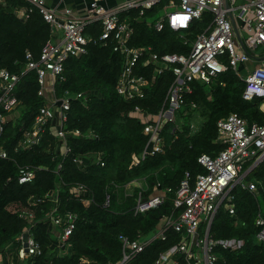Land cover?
<instances>
[{
  "label": "trees",
  "instance_id": "1",
  "mask_svg": "<svg viewBox=\"0 0 264 264\" xmlns=\"http://www.w3.org/2000/svg\"><path fill=\"white\" fill-rule=\"evenodd\" d=\"M25 6L27 3L23 0L0 2V69L13 73L25 68L27 53H31L34 60H39L51 37L50 27L38 10L28 20L17 17L15 9ZM163 8L164 4L156 6L147 11L146 17H153ZM129 15L134 20L136 12ZM211 18L210 14H205L202 21L187 31L188 37L194 38L210 24ZM133 26L135 32L130 46H151L160 55L187 54L190 51L191 47L184 45L178 33L169 28L157 32L154 26L135 20ZM100 31L96 24L87 30L95 37ZM122 67L123 56L120 53L99 45H90L86 55L70 58L65 63V81L56 84L58 95L65 91L84 94L83 98L71 103L68 129H78L83 136L68 137L71 154L67 157L62 155V142L50 132L45 134L41 145L28 151L17 150L24 132L32 128L36 114L46 103V98L38 96L40 86L35 72H30L18 83L15 95L20 104L19 114L4 124L0 135V150L3 148L8 153L7 159L0 157V264L118 263L122 257L120 235L131 239L150 238L161 218L173 208L174 193L167 196L164 205L136 214L134 209L140 190L135 189L132 195H128L125 189L128 183L146 177L148 190L142 194L143 197H148L158 183L161 188L176 190L187 175L193 182L198 174L204 172L198 163L202 154L216 156L224 149L216 141L220 119L237 113L250 124L264 121L261 101H245V84L229 69L211 84H191L193 90L185 95L178 123H169L163 128V152L143 158L148 137L143 133L144 124L132 117L131 112L135 106H140L145 112L158 113L173 77L171 72H165L152 82L153 67L140 69L138 73L145 74L149 80L146 96L139 101L127 102L116 92ZM192 103L197 104L194 110ZM196 117L203 118V121H200L197 131H193L191 125L197 121ZM91 132L95 136L88 137ZM98 153L103 154L104 167L97 161ZM74 156L82 159L83 164L74 162ZM60 163H63V169L57 174ZM24 165L40 169L32 183L20 185L17 174L19 166ZM253 174L264 181V163ZM76 183L87 186L91 200L72 197L70 188ZM56 192H59L61 214L73 212L78 215L76 229L67 243L65 254H60L55 248V235L47 217L53 202L47 199L36 207L29 203ZM235 194L236 213L230 215L228 210L221 209L211 226V236L216 240L242 239L245 246L237 251L217 247L216 264H264V243L256 239L259 230L256 220L260 212H264V204L248 190L239 188ZM26 208L34 211L32 223L35 226L30 228V232L43 253L21 261L18 257L21 242L17 238L31 224L17 211ZM167 239L154 241L131 264H154L161 252L180 241L181 235L169 231Z\"/></svg>",
  "mask_w": 264,
  "mask_h": 264
},
{
  "label": "built area",
  "instance_id": "2",
  "mask_svg": "<svg viewBox=\"0 0 264 264\" xmlns=\"http://www.w3.org/2000/svg\"><path fill=\"white\" fill-rule=\"evenodd\" d=\"M23 1L27 6L15 9L17 17L25 21L38 10L50 27L51 37L43 47L39 60H34L32 54L27 53L28 61L22 71L13 73L8 69H0V135L4 131V124L13 120L7 114L17 112L19 108L16 87L30 72H35L38 77V96L46 98L45 105L34 118L32 128L24 132L17 150L28 151L41 145L45 134L50 132L62 142V155L67 157L71 154L68 137L83 135L78 129H68L69 112L72 101L83 98L84 94L65 91L63 95H58L56 84L58 81H65V63L70 58L86 55L90 45L112 48L123 56L116 92L124 101L134 102L145 98L149 80L145 74L138 73L140 69L153 67L152 82L165 72L172 73V84L158 113L145 112L140 106H135L131 112L132 117L144 124L143 133L148 137L143 158L163 152V128L169 123H178L177 114L184 106L185 95L192 93L193 82L211 84L231 69L245 84L243 99L248 102L260 100L264 103V67L257 66L247 70L245 76L239 69L240 65L254 61L252 52L264 45V0H249L243 4L239 0H228L229 8L225 7L224 0H128L112 8L102 5L105 0H92L83 17L74 16L70 9L62 12L49 9L45 0ZM0 2L3 3V0ZM161 4L169 10L165 16L158 13L153 17H146L147 11ZM132 12H136L135 22L152 25L157 32L169 28L178 33L182 43L191 47L190 51L187 54L160 55L151 46H130L135 32L134 20L129 15ZM207 13L212 16L210 24L195 34L194 38L188 37L187 31L195 23L202 21ZM230 13L235 21L239 19L244 22L247 38L244 39L240 34L243 44L237 38ZM94 24L99 25L101 30L98 37L87 32L88 27ZM196 108L197 104L192 103V109ZM191 129L197 131L198 125L192 123ZM217 131L216 141L224 149L216 156L202 154L198 158L204 172L198 174L193 182L190 175H187L176 190L161 188L158 183L148 197L142 195L148 190L146 177L135 179L126 185L128 195H132L135 189L140 190L134 209L136 214L164 205L167 196L172 193L173 208L161 218L150 238L141 240L120 235L122 257L116 264H131L154 241H167L169 231L181 235V239L161 252L154 264H216L217 247L237 251L245 246L242 239L212 238L211 226L221 209L228 210L230 215L236 213L237 189L248 190L256 197H264V181L254 182L250 179L255 169L264 163V121L250 124L239 114L231 113L217 122ZM93 136V132L88 135ZM0 157L8 158V153L3 148L0 150ZM97 161L102 167L105 166L102 153H98ZM74 162L83 164V160L75 156ZM39 169L30 165L19 166L18 183H32ZM62 169L63 163H60L56 173L59 174ZM88 193L87 186L81 183L70 188V194L76 199L91 200ZM52 194L29 203L31 207H36L47 199L53 202V208L47 217L51 223V232L57 238L55 248L59 249L60 254H65L68 251L67 243L76 229L78 215L73 212L61 214L59 192ZM17 212L31 224L17 238L21 242L19 259L24 261L41 256L43 250L30 232V228L35 226L32 223L34 211L26 208ZM203 225H206L205 229L201 230ZM256 225L259 228L256 239L264 243L263 211L260 212ZM26 233L28 240L25 242Z\"/></svg>",
  "mask_w": 264,
  "mask_h": 264
},
{
  "label": "crops",
  "instance_id": "3",
  "mask_svg": "<svg viewBox=\"0 0 264 264\" xmlns=\"http://www.w3.org/2000/svg\"><path fill=\"white\" fill-rule=\"evenodd\" d=\"M46 6L49 9H53L59 12L65 11L66 9H70L72 14L76 17H83L86 15L87 8L91 4L92 0H45ZM128 0H105L102 5L112 8L115 7L121 3H124ZM249 0H239L240 4L246 3ZM234 18V16H233ZM235 21V19H234ZM235 24L239 30V33L242 34V32H245L244 30V22L243 20L236 19ZM256 63V64H255ZM257 66H263L264 67V58L263 59H255V61H251L247 65H240L239 69L241 72H246L249 70V67H252V69L256 68ZM254 67V68H253ZM11 115H9L10 117ZM263 164V163H262ZM261 164V165H262ZM260 166V165H259Z\"/></svg>",
  "mask_w": 264,
  "mask_h": 264
},
{
  "label": "rangeland",
  "instance_id": "4",
  "mask_svg": "<svg viewBox=\"0 0 264 264\" xmlns=\"http://www.w3.org/2000/svg\"><path fill=\"white\" fill-rule=\"evenodd\" d=\"M168 9L166 8H163L161 9L160 11V15L161 16H165L167 13H168ZM242 35L244 37V39L247 38V33L245 32H242ZM252 56L255 58V59H263L264 58V45L263 46H259L258 48H256L253 52H252ZM255 61V60H254ZM256 64V63H255ZM256 67V66H255ZM251 70L252 67H249ZM254 68V67H253ZM245 72H242V75L245 76ZM261 106L264 108V103H261ZM181 112V111H180ZM180 112H178L177 116L179 117L180 116ZM19 114V111H15L14 113H11L10 115V119H15ZM185 115H187V113L184 112ZM197 121L195 120L193 123L197 126L199 125L200 121L202 122L203 121V118H198L196 117ZM251 180H253L254 182H257L258 180L260 179H257L256 176L254 174H252V176L250 177ZM259 200L262 204H264V197L263 196H259ZM55 240H57V238H55Z\"/></svg>",
  "mask_w": 264,
  "mask_h": 264
},
{
  "label": "water",
  "instance_id": "5",
  "mask_svg": "<svg viewBox=\"0 0 264 264\" xmlns=\"http://www.w3.org/2000/svg\"><path fill=\"white\" fill-rule=\"evenodd\" d=\"M224 3H225V7H226V8H229V2H228V0H224ZM229 17H230V19L233 21L234 29H235V32H236L237 38L239 39V41L241 42V44H243V42H242V40H241V35H240L239 30H238V28H237V26H236V24H235V21H234V18H233L232 13L229 14ZM246 52L248 53L247 50H246ZM252 57H253V56H252ZM27 240H28V234L26 233V234H24V241L26 242ZM25 245H27V244H25Z\"/></svg>",
  "mask_w": 264,
  "mask_h": 264
}]
</instances>
